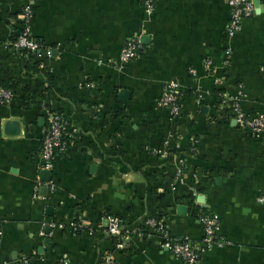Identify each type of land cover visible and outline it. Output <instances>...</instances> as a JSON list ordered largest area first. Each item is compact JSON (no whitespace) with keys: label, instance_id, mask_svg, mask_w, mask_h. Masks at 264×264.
<instances>
[{"label":"crops","instance_id":"obj_1","mask_svg":"<svg viewBox=\"0 0 264 264\" xmlns=\"http://www.w3.org/2000/svg\"><path fill=\"white\" fill-rule=\"evenodd\" d=\"M23 6L0 0V86L17 90L0 106V264H185L138 232L154 218L200 243L199 207L219 218L222 246L195 264H264V133L239 127L231 108L264 115V0L233 37L228 0H158L152 11L37 0L34 58L13 46ZM135 39L138 57L122 64ZM172 84L178 116L158 105ZM45 106L75 130L51 170ZM109 215L123 222V248L103 230Z\"/></svg>","mask_w":264,"mask_h":264},{"label":"built area","instance_id":"obj_2","mask_svg":"<svg viewBox=\"0 0 264 264\" xmlns=\"http://www.w3.org/2000/svg\"><path fill=\"white\" fill-rule=\"evenodd\" d=\"M22 1L24 3L21 12L22 28L19 30L13 46L18 52L27 57L31 53H38L42 45L31 32L34 4L37 0ZM140 1L147 11H152L158 0ZM228 2L231 8V20L227 28V33L229 37H233L241 31L243 22L255 14L256 7L254 0H228ZM141 47L142 45L139 39L129 41L121 53L120 60L122 64H128L136 59ZM230 53L231 51L228 50L227 55H230ZM48 55H50L49 52ZM208 65L211 66L212 63L208 62ZM40 67L44 68V65L41 64ZM15 98L16 93L13 90L0 86V106L11 104ZM158 105L170 110L174 116L180 114L177 85L172 84L165 88L158 101ZM231 108L234 112V120L239 127L256 135L264 133V115L254 117L246 116L237 102ZM44 112L47 116L48 127L42 143L41 158L44 162V168L51 170L55 160L66 153L69 146L74 142L75 130L71 128L70 122L61 113L53 111L47 106L44 107ZM159 153L163 157L168 156L166 151ZM50 187L51 190H55L54 184L51 183ZM259 201L264 203V196L259 198ZM103 221L106 222L105 226H103L104 232L117 242L119 248H123L125 244V228L122 220L109 215L104 217ZM199 222L203 229V239L200 243H194L188 238L180 240L171 238L163 222L154 218L147 221L145 228L139 230L138 235L144 237L146 232H148L151 236H156L159 239L161 250L167 251L185 264H195L201 259V255L206 249L222 246L221 242L217 240L219 218L209 213H202L199 216ZM81 227L82 224H77L75 225V230L78 231ZM16 264H30V260L22 256L18 258Z\"/></svg>","mask_w":264,"mask_h":264},{"label":"trees","instance_id":"obj_3","mask_svg":"<svg viewBox=\"0 0 264 264\" xmlns=\"http://www.w3.org/2000/svg\"><path fill=\"white\" fill-rule=\"evenodd\" d=\"M39 42H40V41H39ZM40 43H41V42H40ZM41 45H42V43H41ZM35 55H37V53H36V54L31 53L29 57L34 58ZM2 86L5 87V88H7V89H11V90H13V91L16 93V95H17V90H16V86H15V84L9 85V84H6V83H5V84H3ZM15 99H16V98H15ZM68 144H69V141H68ZM194 212H195L196 214H198V218H199V216H200L202 213H207L206 210L201 209L200 207H199V210L196 208V209L194 210Z\"/></svg>","mask_w":264,"mask_h":264},{"label":"water","instance_id":"obj_4","mask_svg":"<svg viewBox=\"0 0 264 264\" xmlns=\"http://www.w3.org/2000/svg\"><path fill=\"white\" fill-rule=\"evenodd\" d=\"M254 5L256 8L261 7V0H254ZM44 174H49V172H44ZM44 191L48 192V188H45Z\"/></svg>","mask_w":264,"mask_h":264}]
</instances>
